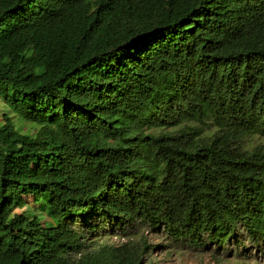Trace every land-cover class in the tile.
I'll use <instances>...</instances> for the list:
<instances>
[{
  "label": "trees",
  "instance_id": "obj_1",
  "mask_svg": "<svg viewBox=\"0 0 264 264\" xmlns=\"http://www.w3.org/2000/svg\"><path fill=\"white\" fill-rule=\"evenodd\" d=\"M0 99V264L264 246V0H0Z\"/></svg>",
  "mask_w": 264,
  "mask_h": 264
},
{
  "label": "rangeland",
  "instance_id": "obj_2",
  "mask_svg": "<svg viewBox=\"0 0 264 264\" xmlns=\"http://www.w3.org/2000/svg\"><path fill=\"white\" fill-rule=\"evenodd\" d=\"M26 70L34 67L31 57L24 60ZM3 115L11 117L14 127L22 134L30 131V124L14 115L0 99V120ZM203 126V125H202ZM204 132L207 128H201ZM247 145H263L264 138L252 136L248 139ZM18 213L24 212L27 216H39L42 221H46L41 208L33 203L30 197H25V207L16 210ZM139 229V228H138ZM140 235H145L151 249L142 257V264L150 261L152 264H230L234 259L241 264H264V246L258 244L256 247L251 243L246 233L239 227L224 247H216L213 244H205L201 249L185 245L173 244L167 239L162 238L156 231H142V229L133 231V234L123 236L115 230L109 228L105 232H99L90 238L97 240L96 243L121 245L127 242H136ZM87 248L86 250L90 249ZM249 255V256H248ZM248 256V257H246ZM222 260L223 262H216Z\"/></svg>",
  "mask_w": 264,
  "mask_h": 264
}]
</instances>
